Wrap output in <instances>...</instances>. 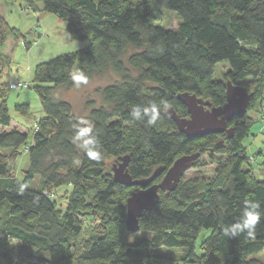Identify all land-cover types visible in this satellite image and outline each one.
Masks as SVG:
<instances>
[{
    "label": "trees",
    "instance_id": "16d2710c",
    "mask_svg": "<svg viewBox=\"0 0 264 264\" xmlns=\"http://www.w3.org/2000/svg\"><path fill=\"white\" fill-rule=\"evenodd\" d=\"M24 9L51 13L66 23L71 40L87 45L36 67L33 89L41 118L33 139L11 128L5 96L0 90V248L4 264H264L255 256L264 251V216L254 234L226 236L223 227L237 222L245 201L264 213V180H258L243 144L264 105V0H21ZM170 13L176 29L160 22ZM17 30L0 15V49ZM0 53V63L2 65ZM230 69L213 80L216 64ZM83 72L87 82L105 72L117 81L100 90L102 105L84 117L72 104L56 97L59 89L77 84ZM242 87L250 96L242 116L228 122L233 133L212 134L188 140L167 116L171 107L180 118L186 108L180 93L209 102V108L226 103V83ZM29 83V82H28ZM30 87V83L28 85ZM8 89V88H7ZM167 101L160 119L149 126L131 116L134 107ZM89 104V103H88ZM30 117L27 105L16 106ZM256 113V118L250 115ZM91 123L101 145L102 158L92 160L74 141L76 125ZM199 154L191 168L207 155L225 157L214 178L184 181L172 191H159L153 208L145 210L139 231L147 239L130 243L125 230V204L137 187L116 183L108 161L129 157L133 180L148 178L161 168L165 173L184 155ZM22 155L27 167L18 179L14 167ZM38 180L35 188L31 185ZM155 182H158L155 181ZM23 187V192L20 189ZM70 187L66 207L59 208L54 190ZM89 229L83 245L75 239L85 220ZM202 230L211 231L194 252ZM12 241L20 247L9 248Z\"/></svg>",
    "mask_w": 264,
    "mask_h": 264
},
{
    "label": "rangeland",
    "instance_id": "374dc122",
    "mask_svg": "<svg viewBox=\"0 0 264 264\" xmlns=\"http://www.w3.org/2000/svg\"><path fill=\"white\" fill-rule=\"evenodd\" d=\"M98 1V0H96ZM0 15L6 20L10 27L17 30V38H9L0 49L2 55V65H0V90L7 91L5 96L6 106L11 117V128H16L27 133V141L30 143L33 139L34 125L41 118L42 110L39 99L33 89V78L36 67L53 58L67 55L78 51L87 45L86 42L74 41L69 38L66 32V23L58 19L51 13L33 12L24 9L21 0H0ZM167 24L169 29H176L175 18L168 12L164 14L163 19L155 25ZM230 69L228 63L221 62L214 67L213 80L220 81L225 72ZM117 81V76L112 72H105L100 76L94 77L86 84L73 87L71 89H59L56 97L72 104L75 114L84 117L86 112L92 107L102 105L100 90L107 85ZM15 82H29L30 87L23 89H12L11 84ZM8 88V89H7ZM1 101V100H0ZM89 103V104H88ZM27 105L30 111V117H23L16 106ZM251 116L256 118V113L251 112ZM203 138V137H202ZM199 139V138H198ZM243 144L248 149V155L252 158L249 166L253 170L254 176L264 180V126L257 120L250 130L249 136ZM225 157L216 156L213 162L203 155L200 158V165L196 169L190 168L183 176L184 181L194 180L210 182L217 170L218 163L222 164ZM117 160H109L107 165L113 170V165H117ZM27 167V157L22 155L18 158L14 170L18 179H22L23 171ZM113 175V171H112ZM38 180L32 183L35 188ZM70 191V187H59L54 190V199L59 208L66 207L65 195ZM83 233L77 237L76 242L83 245L87 239L88 230L98 224V220L88 218L85 220ZM211 231L202 230L198 236L194 252L200 256L203 252L202 243ZM147 239L149 235L140 231L134 234H128L127 239L132 243L135 239ZM19 242L12 241L9 248H19ZM3 250L0 248V264H4L1 255ZM264 261V251L255 256Z\"/></svg>",
    "mask_w": 264,
    "mask_h": 264
},
{
    "label": "water",
    "instance_id": "95a60500",
    "mask_svg": "<svg viewBox=\"0 0 264 264\" xmlns=\"http://www.w3.org/2000/svg\"><path fill=\"white\" fill-rule=\"evenodd\" d=\"M225 96L226 103L223 107L209 108L208 101L193 94L180 93L177 100L186 108L188 117L180 118L171 107L167 109L166 114L175 123L178 131L190 141L212 134H225L230 138L233 130L228 128V122L245 113L250 96L242 87L229 82L226 83ZM198 158V153L181 156L165 173L158 168L150 177L137 180H133L128 174V156L123 157L117 165H113L112 176L116 183L125 188H138L131 193L125 204V230L128 233L134 234L139 231V220L145 210L155 206L159 191L174 190ZM157 180L158 182H155Z\"/></svg>",
    "mask_w": 264,
    "mask_h": 264
},
{
    "label": "clouds",
    "instance_id": "9594fccd",
    "mask_svg": "<svg viewBox=\"0 0 264 264\" xmlns=\"http://www.w3.org/2000/svg\"><path fill=\"white\" fill-rule=\"evenodd\" d=\"M77 84H86L87 77L83 72L77 71L74 76ZM169 107L167 101H161L158 105L153 102L141 109L140 107H134L131 111V116L136 121L145 120L149 126L154 125L158 119H160V114L162 109H167ZM85 123L86 126L81 127L76 125V133L74 135V141H79L80 146L87 153L88 157L92 160H99L102 158L101 155V145L99 141L92 134L93 127L91 123ZM23 187L21 186V193L23 192ZM264 216L259 210V205L252 201H245L244 207L240 219L230 225L223 227V233L226 236L235 237L239 233H247L249 236L254 234L256 225L260 222L261 217Z\"/></svg>",
    "mask_w": 264,
    "mask_h": 264
},
{
    "label": "built area",
    "instance_id": "2783aa9c",
    "mask_svg": "<svg viewBox=\"0 0 264 264\" xmlns=\"http://www.w3.org/2000/svg\"><path fill=\"white\" fill-rule=\"evenodd\" d=\"M28 82H15L11 84L12 89H23L28 88ZM262 121L264 122V105L262 107Z\"/></svg>",
    "mask_w": 264,
    "mask_h": 264
},
{
    "label": "crops",
    "instance_id": "0c3cea01",
    "mask_svg": "<svg viewBox=\"0 0 264 264\" xmlns=\"http://www.w3.org/2000/svg\"><path fill=\"white\" fill-rule=\"evenodd\" d=\"M257 117V116H256ZM21 131V130H20Z\"/></svg>",
    "mask_w": 264,
    "mask_h": 264
}]
</instances>
